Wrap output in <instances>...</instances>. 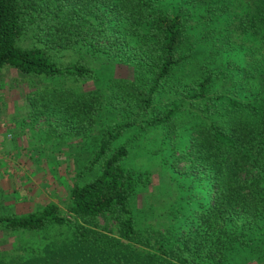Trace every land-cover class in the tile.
<instances>
[{
    "label": "trees",
    "instance_id": "16d2710c",
    "mask_svg": "<svg viewBox=\"0 0 264 264\" xmlns=\"http://www.w3.org/2000/svg\"><path fill=\"white\" fill-rule=\"evenodd\" d=\"M233 2L243 13L219 33L215 0H0V68L29 86L27 119L86 137L98 169L69 185L67 216L53 202L0 214L11 238L0 264H264V0ZM200 23L201 57L189 40ZM231 46L246 60L229 58ZM63 50L130 74L85 85L91 64L57 60ZM132 125L183 140L171 146L184 161L173 199L148 220L135 199L151 173L123 166L128 146L114 142ZM48 228L60 240L24 246L18 234Z\"/></svg>",
    "mask_w": 264,
    "mask_h": 264
},
{
    "label": "rangeland",
    "instance_id": "374dc122",
    "mask_svg": "<svg viewBox=\"0 0 264 264\" xmlns=\"http://www.w3.org/2000/svg\"><path fill=\"white\" fill-rule=\"evenodd\" d=\"M221 4H225L223 10H220ZM214 9L220 14L217 20L213 22L216 31L219 33H225V27L231 28L233 21L243 13L242 6L233 0H215ZM198 17L195 14L194 18ZM203 27L204 24L200 23L193 26L189 31L190 42L193 41L201 50L200 57L203 55L201 53H204L210 45V40L203 42L204 39L198 37ZM229 35H231L230 42L236 44L234 41V38L238 36L236 32H230ZM22 41L28 42L26 39ZM243 43L246 44V41ZM218 44L217 40L215 46ZM55 54H57V60L61 62L69 60L72 56H80L82 62L91 64L94 73L93 81L91 78L87 79L84 82L85 85H92L93 83L96 86H101L103 82L108 81L113 76H129L130 74L128 66H120V64L102 59L80 55L73 50H63ZM217 54L223 57L222 51L217 52ZM229 58L239 61L246 60V56L234 50V46H231ZM28 90L29 86L26 85V81L22 79L17 70L8 65H3L0 68V128L5 129L3 140L7 138L10 144H14L12 149L9 145L10 149L5 147L6 149L0 150V155L5 154L6 156L7 154L9 157H15L22 154L27 158L44 160L43 163L36 166L38 172L31 171V173L26 174V177L22 178V176L21 179H18L15 183L16 188L13 186L11 191L8 190L4 193L0 191V214L10 212L22 214L35 211L46 202H53L67 216L68 213L64 204L69 185L74 181L85 182L91 179L98 172V169L93 167L91 163L92 152L86 137H81V134L66 135L59 125L46 127V124L42 122V116L38 119V116L27 119L28 104L25 93ZM10 119H12L14 127L9 126L10 128H8ZM182 141V138H179L178 141V136L174 132L164 136L162 128L157 125L144 128L139 125H132L124 129L114 140L115 143L126 142L128 146L127 155L121 159L123 166L146 168L151 173L150 183L144 188L145 190L142 189L136 195L135 205L139 216L148 220L152 214L160 212L173 199V194L168 193L169 185H173V180L177 181L179 173L172 169L173 167L180 170L184 169V161H177L172 158L171 146L173 143L181 144ZM17 144H23V147L18 148ZM10 150L14 152H10ZM6 178L7 174L0 172V183ZM6 193L11 194L10 198L5 195ZM158 223L159 220H155V224L158 225ZM18 234L24 246L27 243L45 242L44 235L58 240L62 236L60 231L53 230V228L45 229L43 232H20ZM8 237L1 234L0 244L11 239ZM60 244H63V240L60 241Z\"/></svg>",
    "mask_w": 264,
    "mask_h": 264
},
{
    "label": "crops",
    "instance_id": "0c3cea01",
    "mask_svg": "<svg viewBox=\"0 0 264 264\" xmlns=\"http://www.w3.org/2000/svg\"><path fill=\"white\" fill-rule=\"evenodd\" d=\"M11 120L12 119H10V121L8 122V128L14 127V123ZM4 130L0 128V150L6 149L5 147H8L9 149L11 147L12 149L14 144H10L7 138L3 140ZM17 145L18 148L23 147V144H17ZM10 152H14V151L10 150ZM43 162L44 160L42 159L38 160V158H27L22 156V154L20 156L17 155L15 157H9L7 156V154L6 156L5 154L0 155V172H5L7 174V178L5 180H2L0 183V191L4 193L8 190L11 191L13 189V186L16 188L17 185L15 183L18 181V179H21L22 176H23L22 178L26 177V174L31 173V171L34 173L38 172V168H36V166ZM32 168H34L35 170L34 169L31 170ZM5 195H7L8 198H10L11 196V194L8 193H6ZM0 198H1V194H0Z\"/></svg>",
    "mask_w": 264,
    "mask_h": 264
}]
</instances>
